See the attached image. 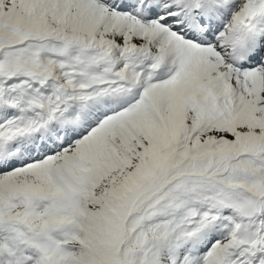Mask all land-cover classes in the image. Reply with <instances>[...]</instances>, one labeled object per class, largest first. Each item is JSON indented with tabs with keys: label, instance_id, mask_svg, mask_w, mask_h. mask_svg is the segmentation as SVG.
<instances>
[{
	"label": "snow or ice",
	"instance_id": "snow-or-ice-1",
	"mask_svg": "<svg viewBox=\"0 0 264 264\" xmlns=\"http://www.w3.org/2000/svg\"><path fill=\"white\" fill-rule=\"evenodd\" d=\"M0 264H264V0H0Z\"/></svg>",
	"mask_w": 264,
	"mask_h": 264
}]
</instances>
